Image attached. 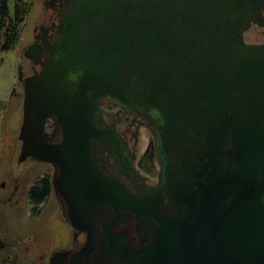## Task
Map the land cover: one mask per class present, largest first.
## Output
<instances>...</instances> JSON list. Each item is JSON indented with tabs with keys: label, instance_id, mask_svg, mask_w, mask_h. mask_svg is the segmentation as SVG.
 Masks as SVG:
<instances>
[{
	"label": "water",
	"instance_id": "1",
	"mask_svg": "<svg viewBox=\"0 0 264 264\" xmlns=\"http://www.w3.org/2000/svg\"><path fill=\"white\" fill-rule=\"evenodd\" d=\"M253 25L264 27V0H80L44 70L19 74V161L60 166L76 214L104 194L135 212L152 240L128 264H264V42L246 41ZM140 65L153 70L141 75ZM102 98L156 125L159 188L137 196L101 178L92 145L122 152L117 133L98 125ZM51 115L63 127L59 144L44 140ZM184 138L189 150L207 146L192 162L180 154L199 179L168 213L162 191L178 166L168 149Z\"/></svg>",
	"mask_w": 264,
	"mask_h": 264
},
{
	"label": "flooded vegetation",
	"instance_id": "2",
	"mask_svg": "<svg viewBox=\"0 0 264 264\" xmlns=\"http://www.w3.org/2000/svg\"><path fill=\"white\" fill-rule=\"evenodd\" d=\"M79 2L80 0H43L45 19L37 24L34 41L29 45L33 46L28 57L32 73L24 75L21 70L23 78L39 74L47 66L53 48L61 37L63 21ZM177 16L181 14L177 13ZM246 41L250 42L247 39ZM39 52H42V58H38ZM36 61H41L42 64ZM146 68L153 70L152 66L140 65L139 74L143 75ZM125 73L129 78L131 72ZM20 83L23 85L24 81L21 80ZM124 87L126 88L127 84ZM144 98L140 95L139 100ZM181 121L184 122V119L181 118ZM98 125L114 130L118 138L115 145L122 149V152H117L105 143L92 145L93 160L97 163L101 178L106 181L113 177L118 178L137 196L159 188L161 167L156 158L154 122L132 106L121 107L102 98ZM143 129L151 133V138L147 149L141 155ZM191 131L194 132V129ZM44 133L45 142L52 145L61 143L65 138L63 127L55 115L47 118ZM185 140L177 139L168 149V153L178 159V166H174L168 174L169 186L162 191L160 208L168 213L176 212L180 192L184 189L190 191L191 186L199 179L192 171L184 169L183 162L179 160L180 154H184L186 160L192 162V155L197 153L200 146H207L205 143H198L195 148L189 150L188 146L194 145V141L189 140V145L186 146ZM146 156L153 157L156 169L151 168L149 162L144 164ZM28 159L34 163L46 164L48 169L36 182L31 183L28 189L17 184L9 194L0 198V201H16L21 209H26L21 218L23 224L27 228H33L38 227L36 225L40 222L41 229L37 231L39 235H29L26 239L16 237L7 241L0 237V264H128L150 243L152 235L137 214L115 206L105 194L94 203L82 201L88 204L84 207L83 214H76L70 195L61 188L65 184L59 183L63 175L60 166L34 156H29L24 161ZM148 160L151 162V158ZM44 180L47 181V187L44 185L42 190H36ZM2 186L4 187L5 183ZM20 201L26 202L21 205ZM55 217L57 219L54 220ZM73 219L77 220L78 225L72 224ZM51 221L65 223L67 227L65 230H58ZM36 247L39 253H35L29 260L27 256L33 253V248Z\"/></svg>",
	"mask_w": 264,
	"mask_h": 264
},
{
	"label": "rangeland",
	"instance_id": "3",
	"mask_svg": "<svg viewBox=\"0 0 264 264\" xmlns=\"http://www.w3.org/2000/svg\"><path fill=\"white\" fill-rule=\"evenodd\" d=\"M43 0H36L33 10L25 21L21 37L15 47L10 50L0 52V101H4L5 108L1 114L0 124V198H4L13 188L19 184L21 188L30 186L36 182L40 175L47 169L48 165L31 162L30 159L20 162L22 140L20 139L21 125L23 122V104L24 90L23 85L19 82L21 70L24 75H30L31 61L25 57V50L34 41V30L37 24H40L45 18ZM246 39L250 42L264 41V27L254 25L245 34ZM151 133L143 129L140 143L141 155L147 149ZM151 154V152H148ZM147 154V155H148ZM151 158V162L148 160ZM146 156L144 164L150 163V167L156 169L154 159ZM157 171V170H156ZM5 183L3 187L2 184ZM26 201H20L25 204ZM26 209H21L16 201H0V237L3 240H13L16 237L37 236V231L41 229V223L38 222L33 228H27L22 222V215ZM21 219V220H20ZM57 219L56 217L54 220ZM58 230H65V223L51 221ZM30 229V230H29ZM67 234V233H66ZM34 253V254H33ZM33 253L27 258L34 257L39 253V249L33 248ZM23 256H26L23 254Z\"/></svg>",
	"mask_w": 264,
	"mask_h": 264
},
{
	"label": "trees",
	"instance_id": "4",
	"mask_svg": "<svg viewBox=\"0 0 264 264\" xmlns=\"http://www.w3.org/2000/svg\"><path fill=\"white\" fill-rule=\"evenodd\" d=\"M35 2L36 0H0V52L15 47L21 37L23 25L33 10ZM4 108V101H0V117ZM44 185H47L46 180L40 182L35 189L40 191Z\"/></svg>",
	"mask_w": 264,
	"mask_h": 264
}]
</instances>
